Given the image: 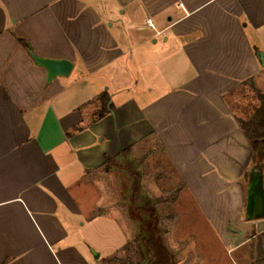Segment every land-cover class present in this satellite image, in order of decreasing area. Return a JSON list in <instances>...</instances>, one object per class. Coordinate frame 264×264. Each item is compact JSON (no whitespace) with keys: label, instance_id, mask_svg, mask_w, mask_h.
Returning <instances> with one entry per match:
<instances>
[{"label":"crops","instance_id":"0c3cea01","mask_svg":"<svg viewBox=\"0 0 264 264\" xmlns=\"http://www.w3.org/2000/svg\"><path fill=\"white\" fill-rule=\"evenodd\" d=\"M31 52L73 70L48 81ZM257 52L264 0H0V264H117L138 220L98 200L149 144L240 253L219 264L253 252L264 264V216L246 211L249 172L262 166L264 184V164L235 105L263 77ZM178 248V264H198Z\"/></svg>","mask_w":264,"mask_h":264},{"label":"rangeland","instance_id":"374dc122","mask_svg":"<svg viewBox=\"0 0 264 264\" xmlns=\"http://www.w3.org/2000/svg\"><path fill=\"white\" fill-rule=\"evenodd\" d=\"M246 84L245 91L239 92L243 100L239 99L235 105L239 107L237 111L241 113L242 117L249 120L255 112L253 109L259 105V100L252 87L255 82L247 81ZM255 87L264 93V74ZM144 151V154L138 156L134 161H130L132 167L126 166L122 160L119 161L118 164L125 170L121 169L123 173L119 175L121 182L118 194L113 190L114 194L104 193L103 200H98L105 202L104 205L100 204V211H107L111 214L118 212L122 216L121 220H127L131 215L138 220L136 235L130 238L128 248L114 257L115 262L117 264H142L143 261L146 263V260H143L146 249L140 236L146 234L149 216L147 214L142 216V210L156 213L158 228L161 230V242L165 247L171 249L173 264H178L180 261L176 258L175 250H179L178 247L182 246H188L192 251L197 252L198 264H219L221 261L227 263L229 258L240 254L227 253L196 205L183 192L178 194V179L164 155L152 144H149ZM132 172L139 174L142 186H140V195L139 193L136 195L139 199L134 204H131V198L134 182L137 180ZM112 178L105 176V185H111ZM113 182L115 185L116 179H113ZM177 195H180L178 200H176ZM143 198H150V200L146 199L147 201L144 203ZM139 219L141 220L139 221ZM248 248L251 250L250 247ZM249 249L243 247L238 252H247ZM261 257V252H253L249 264H257Z\"/></svg>","mask_w":264,"mask_h":264},{"label":"trees","instance_id":"16d2710c","mask_svg":"<svg viewBox=\"0 0 264 264\" xmlns=\"http://www.w3.org/2000/svg\"><path fill=\"white\" fill-rule=\"evenodd\" d=\"M20 41L28 47L25 42ZM249 81L253 80L251 79ZM252 87L259 100V105L255 108V112L249 120L237 118V122L253 149L252 163L264 164V93L258 90L254 84H252ZM107 101L108 99H105L103 102V109L105 111H108L106 107ZM132 173L135 174V180H137L133 186L132 197L134 200V197L140 191V176L137 172ZM149 216L150 219L147 224L146 234L145 236H140L143 246L146 249L143 254V260H146V263L143 261L142 264H172L173 257L161 242V230L158 228L157 215L154 211H151V213L149 212Z\"/></svg>","mask_w":264,"mask_h":264},{"label":"water","instance_id":"95a60500","mask_svg":"<svg viewBox=\"0 0 264 264\" xmlns=\"http://www.w3.org/2000/svg\"><path fill=\"white\" fill-rule=\"evenodd\" d=\"M37 65L44 67L48 71V81L58 76H68L74 67L69 60H56L38 56L30 53ZM257 56L264 66L263 52H257ZM247 216L256 219L264 216V184L262 166L256 165L249 172L248 198L246 206Z\"/></svg>","mask_w":264,"mask_h":264},{"label":"built area","instance_id":"2783aa9c","mask_svg":"<svg viewBox=\"0 0 264 264\" xmlns=\"http://www.w3.org/2000/svg\"><path fill=\"white\" fill-rule=\"evenodd\" d=\"M147 23L148 25L153 26L151 19H148Z\"/></svg>","mask_w":264,"mask_h":264}]
</instances>
